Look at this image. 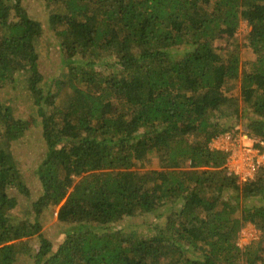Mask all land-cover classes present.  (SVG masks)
I'll use <instances>...</instances> for the list:
<instances>
[{
    "label": "trees",
    "instance_id": "1",
    "mask_svg": "<svg viewBox=\"0 0 264 264\" xmlns=\"http://www.w3.org/2000/svg\"><path fill=\"white\" fill-rule=\"evenodd\" d=\"M43 1L68 68L56 91L41 22L0 0V91L30 96L46 148L32 190L11 150L32 121L0 96V264H264V167L241 182L210 146L230 119L264 140V0ZM22 196L35 201L16 214ZM57 207L54 248L42 231ZM140 217L147 236L112 228ZM247 224L260 240L239 247Z\"/></svg>",
    "mask_w": 264,
    "mask_h": 264
},
{
    "label": "rangeland",
    "instance_id": "2",
    "mask_svg": "<svg viewBox=\"0 0 264 264\" xmlns=\"http://www.w3.org/2000/svg\"><path fill=\"white\" fill-rule=\"evenodd\" d=\"M25 8L27 9L29 15L40 21L43 27V36L39 39L37 46L38 52L40 55L41 69L44 72L46 77H51L53 81L52 90L56 91V84L61 76L68 71L67 66L65 65L61 55L59 53V49L56 47L55 42L53 43L52 37V27L50 25L49 20V9L45 6L43 0H24ZM250 32V28L247 25L246 21H242L240 27L237 32V36L242 41L245 36ZM243 60L251 59V54L244 52ZM244 62V61H243ZM230 93H234L236 91V86L232 84ZM236 94V93H235ZM0 96L8 100L10 106L13 108L15 118H21L24 120L32 121V125L30 126V130L26 133V135L17 141L11 143V150L19 162V166L22 168V173L27 185L32 190L38 189V180L36 176V169L41 164L42 160L46 154V148L42 138V125H41V117L37 113V107L33 104L30 96L25 92L23 88H19L17 90L13 89H4L0 91ZM244 114V112L241 111ZM229 124H233L235 126H244L245 120H229ZM245 144H248L249 141H244ZM158 166V162L156 158H153L149 163L150 169H156ZM258 172V171H257ZM254 173L253 177L256 175ZM252 177V178H253ZM21 198V206L20 209L17 210L16 214H21L27 210L30 205L35 201V197H31L27 199L25 197ZM58 211L59 207L55 208L54 213L44 225L43 235L46 239H48L52 246L56 248L64 238V232L67 228L66 225L58 222ZM148 219L143 217L136 219H129L123 222H119L112 226L115 229H124L127 231L130 230H138L143 233L145 236L150 234L151 226L146 222ZM253 233V239H246L242 241V236H249L248 234ZM243 234V235H242ZM259 230L251 225L247 224L241 230L238 235L237 243H243L248 245L252 243V240L256 239L259 241L260 239ZM30 245L33 250L37 251L39 248V241L36 238L30 239ZM245 245V246H246ZM55 250V249H54ZM17 262L15 264H34V260L27 255H20L17 257Z\"/></svg>",
    "mask_w": 264,
    "mask_h": 264
},
{
    "label": "built area",
    "instance_id": "3",
    "mask_svg": "<svg viewBox=\"0 0 264 264\" xmlns=\"http://www.w3.org/2000/svg\"><path fill=\"white\" fill-rule=\"evenodd\" d=\"M244 141L249 143L245 144ZM210 146L226 153L225 168L241 182L252 179L254 173L264 167V140L251 137L244 126H235L232 130L220 134L214 138ZM248 235H243L242 241L254 238L253 233ZM243 243H238V246H245Z\"/></svg>",
    "mask_w": 264,
    "mask_h": 264
}]
</instances>
